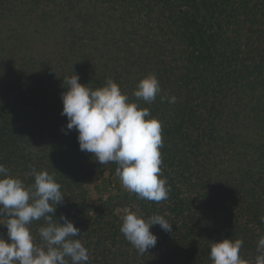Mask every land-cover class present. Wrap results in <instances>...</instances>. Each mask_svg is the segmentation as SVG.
<instances>
[{
    "label": "trees",
    "instance_id": "trees-1",
    "mask_svg": "<svg viewBox=\"0 0 264 264\" xmlns=\"http://www.w3.org/2000/svg\"><path fill=\"white\" fill-rule=\"evenodd\" d=\"M72 71L92 89L110 78L133 101L138 81L157 77L156 99L136 102L162 124L167 200L114 185L89 201L86 181L118 165L80 151L66 129ZM0 164L25 185L33 168L55 176L65 197L54 215L80 229L88 264H212L210 244L223 238L242 239L254 264L264 235V0H0ZM129 211L162 215L172 231L152 226L157 244L140 255L120 232ZM43 224L29 226L37 244Z\"/></svg>",
    "mask_w": 264,
    "mask_h": 264
},
{
    "label": "clouds",
    "instance_id": "clouds-1",
    "mask_svg": "<svg viewBox=\"0 0 264 264\" xmlns=\"http://www.w3.org/2000/svg\"><path fill=\"white\" fill-rule=\"evenodd\" d=\"M63 85L67 90L61 94V114L67 117L66 129L77 131L80 151L91 153L99 164H117L122 186L139 199L167 200L170 187L161 173L162 124L136 102L156 99L161 92L157 77L149 74L138 81L132 92L136 101L110 78L92 89L80 83L79 75L72 71ZM165 98L161 96V100ZM167 99L176 102L175 96ZM30 175L33 183L25 185L0 164V224L7 229V239L0 237V264H88V250L75 238L80 229L66 216L57 219L54 215L65 197L60 183L47 170L33 168ZM40 220L44 224L38 230L41 243L37 244L29 226ZM154 225L172 231V223L162 215L145 219L129 211L120 232L143 255L157 244V236L150 230ZM242 246L239 238L211 242L212 264H250L240 255ZM257 253L254 264H264V235L258 239Z\"/></svg>",
    "mask_w": 264,
    "mask_h": 264
},
{
    "label": "rangeland",
    "instance_id": "rangeland-1",
    "mask_svg": "<svg viewBox=\"0 0 264 264\" xmlns=\"http://www.w3.org/2000/svg\"><path fill=\"white\" fill-rule=\"evenodd\" d=\"M114 185L120 186L122 189H125L122 186L120 178L116 175H110L105 173L101 177H91L86 181V188L88 190V199L91 203H94L98 197L101 196L100 186H105L108 188H112Z\"/></svg>",
    "mask_w": 264,
    "mask_h": 264
}]
</instances>
